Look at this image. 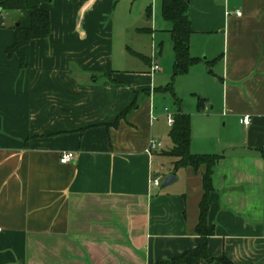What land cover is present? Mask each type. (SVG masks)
I'll use <instances>...</instances> for the list:
<instances>
[{"label": "crops", "instance_id": "obj_1", "mask_svg": "<svg viewBox=\"0 0 264 264\" xmlns=\"http://www.w3.org/2000/svg\"><path fill=\"white\" fill-rule=\"evenodd\" d=\"M187 2L195 62L173 79L170 114L189 116L190 154L220 156L206 196L213 261L198 264H264V0ZM159 5L51 0L50 33L21 48L24 67L6 56L20 14L4 13L0 264H152L198 245L202 169H168L174 180L160 186L163 150L143 152L150 139L171 148L164 109H155L173 63L161 62L170 23ZM185 90L202 100L198 111Z\"/></svg>", "mask_w": 264, "mask_h": 264}, {"label": "trees", "instance_id": "obj_2", "mask_svg": "<svg viewBox=\"0 0 264 264\" xmlns=\"http://www.w3.org/2000/svg\"><path fill=\"white\" fill-rule=\"evenodd\" d=\"M51 0H0V9L4 11H17L20 14L18 26L14 28V40L10 47L6 49V56L10 58L16 54L20 59L21 67H24V60L21 48L36 39H44L50 33L49 13L43 7ZM160 15L163 20L170 23L169 35L171 40V50L173 53V63L171 68L170 82L159 89L172 95L171 81L184 73L195 60L188 56V36L190 34L188 20L187 0H160ZM148 15V13L146 12ZM173 101L178 104L179 100L173 95ZM202 100L197 101L196 110L201 107ZM135 104H132L121 115L125 116ZM168 138L171 148L166 154L167 157L175 159L172 171L180 168H190L194 172H200L202 196L198 204L197 223L194 233L199 237L196 248L181 253L171 258L168 262H154L152 264H198L201 260L213 261L206 253L207 239L212 235V229L206 225V196L210 191V173L215 162L220 158L218 155H193L189 152L190 125L189 116L177 112L173 115V122L168 131ZM260 157L264 160V151L258 150ZM220 264H230L226 259L219 258Z\"/></svg>", "mask_w": 264, "mask_h": 264}, {"label": "rangeland", "instance_id": "obj_3", "mask_svg": "<svg viewBox=\"0 0 264 264\" xmlns=\"http://www.w3.org/2000/svg\"><path fill=\"white\" fill-rule=\"evenodd\" d=\"M4 13H6L7 11H4ZM159 42H161V46H160V57H161V62H164L166 57L169 58H173V54H172V50H171V40L168 34H164L163 38L159 40ZM156 53V57H157V50L155 51ZM146 56H149V54L147 53ZM135 61H139L138 63H140L139 65L141 66H145V63L143 62V60H135ZM136 63V62H135ZM164 65V63L162 64ZM162 65L160 64V68L162 67ZM172 66V63L170 64ZM171 75V69H170V74ZM170 81V78H169ZM168 81V82H169ZM171 83H173V80L171 81ZM183 92L184 95L183 96V101L186 102H191L193 101L194 106H195V102H196V95H190L187 90L185 91H181ZM190 99H192V101H190ZM197 103V102H196ZM188 105V103H187ZM175 105H173V99L171 98V96L169 94H164V95H158L157 96V100L155 101V109L159 110V114H162L163 109H167L169 113H171V111H173ZM212 114L211 110H207L206 115H210ZM160 122H164V118H160L158 120V123ZM206 121L202 120V121H197V125H202L205 123ZM161 143V150L163 151H158L157 157L154 158L155 161V166L154 168L160 169L159 173L163 174L164 176H166V174L169 172L168 169L173 168V163L175 161V159L171 158V157H167L166 154L168 153L169 149H170V145L169 142L166 138H164L162 141H160ZM175 171V170H174ZM162 184V181L160 183V186Z\"/></svg>", "mask_w": 264, "mask_h": 264}, {"label": "built area", "instance_id": "obj_4", "mask_svg": "<svg viewBox=\"0 0 264 264\" xmlns=\"http://www.w3.org/2000/svg\"><path fill=\"white\" fill-rule=\"evenodd\" d=\"M238 14V13H237ZM3 20H4V12L2 9H0V26L3 25ZM151 71L155 72L158 71V67L156 65H153L151 67ZM164 116H165V122L166 125L168 127H171L172 122H173V115L170 114L166 109H164ZM242 123L245 124L247 123V117H244L242 119ZM161 148V143L155 141V140H148L143 152L148 155L151 156L153 155L156 151H158ZM74 158L73 153H63L59 159L60 164H67L69 163L72 159ZM159 176L157 175L153 180H152V184L153 185H157L158 184V180H159Z\"/></svg>", "mask_w": 264, "mask_h": 264}, {"label": "water", "instance_id": "obj_5", "mask_svg": "<svg viewBox=\"0 0 264 264\" xmlns=\"http://www.w3.org/2000/svg\"><path fill=\"white\" fill-rule=\"evenodd\" d=\"M18 26V23L15 25V27ZM174 180V177H172L171 175H166L162 181L161 186H167L169 185L172 181Z\"/></svg>", "mask_w": 264, "mask_h": 264}]
</instances>
